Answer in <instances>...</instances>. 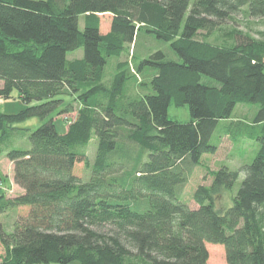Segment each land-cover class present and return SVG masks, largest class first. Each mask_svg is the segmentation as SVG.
I'll list each match as a JSON object with an SVG mask.
<instances>
[{
    "label": "trees",
    "instance_id": "16d2710c",
    "mask_svg": "<svg viewBox=\"0 0 264 264\" xmlns=\"http://www.w3.org/2000/svg\"><path fill=\"white\" fill-rule=\"evenodd\" d=\"M102 13L112 15L107 33ZM242 13L264 23V0H0V95L17 91L28 104L0 111V158L13 162L24 189L0 194V264H209L208 242L224 245L227 264H264V39L239 32L229 45L200 36ZM144 30L169 48L146 52L137 69L150 80L126 96L120 58ZM80 48L82 57L68 58ZM65 96L81 107L61 132L55 116L75 111L61 107ZM172 103L187 105L191 119H171ZM238 104L258 110L226 132L239 157L247 159L251 140L258 152L239 168L209 170L191 207L178 185L217 152L213 134ZM34 117L36 128L19 126ZM27 138L30 147L14 146ZM78 163L88 180L74 173ZM20 207L9 230L2 217Z\"/></svg>",
    "mask_w": 264,
    "mask_h": 264
},
{
    "label": "rangeland",
    "instance_id": "374dc122",
    "mask_svg": "<svg viewBox=\"0 0 264 264\" xmlns=\"http://www.w3.org/2000/svg\"><path fill=\"white\" fill-rule=\"evenodd\" d=\"M100 16L101 31L102 33H107L111 27L112 15L110 13H102ZM84 16L80 18V28L84 29ZM244 33L250 36H253L257 39H264V23L262 20L253 19L248 16L246 13L234 16L229 22L222 24L220 26H213L207 29H204L200 32L201 38H204L206 41L213 44H232L234 42L235 36L237 33ZM169 48V43L151 39L150 36H147L146 31L140 33L138 44H130L126 46V50L120 58L121 61L126 62V71L129 76L128 82L126 83V96L136 95L138 93H143V89L139 83L143 81H149L150 76L147 72H140L137 69V64L141 59L146 56V52L150 49H164ZM84 50L80 48L78 50L68 53V58H80L83 56ZM116 67V60H113L112 64L109 67L108 78L111 79L114 76ZM111 77V78H110ZM0 83H3L0 81ZM1 86V85H0ZM40 102L34 101L31 103L38 104ZM70 103L74 107V112L72 113H63L56 115V123L59 131L64 132L71 120L76 117L77 110L81 107V104L74 96H65L64 102H62L61 107H65ZM28 106L20 97L17 91H14L10 98H5L0 95V111L5 113H17ZM258 106L256 105H243L238 104L233 112L232 117L229 120L222 121L217 127L215 133L213 134L212 141L219 144V148L214 154H205L202 159V163L194 166L190 174L189 180L181 185H178V190L181 192V199L191 205V207H197L193 194L198 185L200 184H210L212 177L209 175V170H215L220 167L222 164L230 166L232 169L239 168L245 162H251L255 157L259 149V143L257 141L251 140V145L246 143L244 145L245 149H250L247 152V159L239 157L235 153V145L230 138L229 134L226 132V128L231 121L241 120L245 122H251ZM169 117L174 120H179L182 122L189 121L191 119V114L189 107L185 106H176L172 103L169 107ZM42 120L38 117L28 119L19 124L21 127H32L36 128L41 124ZM14 146L17 147H30V140L24 139L17 141ZM98 147V139L93 137L89 144L86 147V152L90 159L93 161L95 159ZM0 161V168L6 172L11 170L12 164L6 159V156H2ZM246 160V161H245ZM74 173L84 180L90 178V170L87 169L84 163H78L74 168ZM244 178V174H241V177L236 183L235 191L240 187L241 181ZM1 185V184H0ZM5 192L9 196L19 195L14 192L13 184L7 180L0 187V194ZM223 202H228V195L225 194L223 197ZM21 209V207H20ZM16 215V212L13 210L7 215H3L2 220L5 224V227L8 229L13 228V219ZM207 248L210 252L209 264H227L225 256V247L222 244L216 243H207ZM0 263L2 262V257L4 255L3 248L0 251ZM51 264H60V263H51ZM69 264H80L79 261H73Z\"/></svg>",
    "mask_w": 264,
    "mask_h": 264
},
{
    "label": "crops",
    "instance_id": "0c3cea01",
    "mask_svg": "<svg viewBox=\"0 0 264 264\" xmlns=\"http://www.w3.org/2000/svg\"><path fill=\"white\" fill-rule=\"evenodd\" d=\"M0 85H2V83H0ZM6 159H8V158H6ZM1 160H2V159L0 158V161H1ZM8 160H9V159H8ZM9 162L12 164L11 170L8 171V172H6V171L3 170L2 168H0V173H2V174H4L5 176H7V180L10 182V184H13V190H14L15 193H17V194H22V193L24 192V189L15 183V181H14V166H13V162H11L10 160H9ZM2 185H3V184H1L0 187H1ZM7 196H9V195L7 194ZM25 210H26L25 207H21V209H20V208H17V209H15V210H13V212H14V211L16 212V215H15L13 221L17 218V216H18L19 214H24V213H25ZM9 230H12V228L9 229ZM1 249H2V248L0 247V251H1ZM0 253H1V252H0Z\"/></svg>",
    "mask_w": 264,
    "mask_h": 264
}]
</instances>
